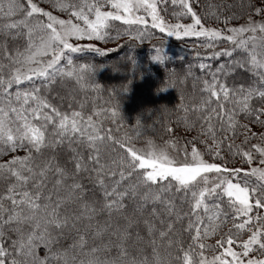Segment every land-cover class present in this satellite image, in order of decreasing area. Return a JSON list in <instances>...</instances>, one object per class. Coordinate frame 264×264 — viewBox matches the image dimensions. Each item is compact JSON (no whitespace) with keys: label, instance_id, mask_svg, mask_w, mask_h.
Segmentation results:
<instances>
[{"label":"snow or ice","instance_id":"snow-or-ice-1","mask_svg":"<svg viewBox=\"0 0 264 264\" xmlns=\"http://www.w3.org/2000/svg\"><path fill=\"white\" fill-rule=\"evenodd\" d=\"M50 2L82 24L59 19L33 0H28L27 7L20 0H0V18L7 21L0 25V35L5 38L0 42V54L6 61L0 62V160L18 149L24 152L0 163V264H264V131L256 133L249 127L256 124L264 129V0H246L240 5L261 19L249 15L245 23L226 30L205 27L189 0L172 3L180 8L174 15H190L191 23L171 24L158 12V3L164 0ZM106 4L115 11L103 10ZM140 10L151 17V28L169 37L201 38L213 59L228 58L211 72L210 83L204 81L206 97L193 105L202 121L198 129L196 121L189 120L181 96L184 128L197 132L185 141L191 144V152L184 147L183 159L170 157L168 152L169 144L180 151L179 138L166 141L163 147L149 139L151 150L146 153L131 144L126 147L131 137L116 138L103 127L104 120L115 123L120 118L116 107L101 108L94 119L83 115L82 103L81 111L69 114L41 94L52 90L58 76L74 78L84 88L85 73L94 74L93 65H76L70 54L89 50L104 55V50L92 43H71L72 38L77 42L85 38L106 41L113 21L129 26L123 33L117 30V37L146 38L147 21L136 15ZM208 15L220 19L216 11ZM17 16L21 18L14 19ZM240 18L233 13L224 17V24ZM132 26H137L135 34L130 32ZM21 35L25 46L10 52L7 37L16 40ZM221 39L232 46L217 51ZM237 51L241 55L233 58ZM62 59L65 66H61ZM151 59L163 63L162 49L156 48ZM210 67L200 64L201 69ZM237 69L257 77L259 87L256 81L229 86L219 79ZM36 80L42 84L37 85ZM25 82L30 87L22 89ZM123 91H128V85ZM254 98L260 107H253ZM139 125L137 119L134 127ZM240 136L243 139L237 143ZM111 145H119L127 155L106 157L105 150ZM205 153L211 161L205 159ZM149 206L153 220H141ZM101 216L106 217L103 222ZM185 218L187 227L177 230L176 225ZM155 219H160L159 230ZM141 224L151 248V255L142 258L130 256L127 249L133 229L135 242L144 241ZM184 232L191 241L187 248L180 238ZM217 236L215 244L207 242ZM6 240L11 241L8 247ZM112 248L117 251L115 257L108 256ZM218 248L223 251L217 254ZM206 251L213 253L211 257Z\"/></svg>","mask_w":264,"mask_h":264},{"label":"trees","instance_id":"trees-1","mask_svg":"<svg viewBox=\"0 0 264 264\" xmlns=\"http://www.w3.org/2000/svg\"><path fill=\"white\" fill-rule=\"evenodd\" d=\"M47 2L45 5L50 10H55L58 13L62 11L59 8L52 6L50 0H44ZM21 3L27 7V0H20ZM246 0H189L194 11L200 15L204 25H210L209 22L213 23L214 28L226 29L229 26L237 25L246 22L248 16L251 15L253 19H261L254 12H250L248 9H242L240 5L245 3ZM209 5L215 6L213 9L209 8ZM158 6L166 18L169 13L174 11H180L178 5H173L172 0H164L163 4ZM41 7V6H39ZM46 9V8H44ZM210 11H216L220 19L217 21L214 16L208 15ZM233 13L237 14L241 18L239 20H230L227 25L224 24V17L231 16ZM166 15V16H165ZM191 17V16H190ZM20 16L14 17V19H20ZM42 20L47 22L46 17H40ZM7 21L0 18V25ZM114 27L109 31V38L106 41H99L100 45H111L115 44V48L112 50L104 51V55H99L93 51L85 50L82 52L71 53L76 65L79 64H90L94 66V74L90 75L85 73V85L86 87L81 88L80 84L77 86V82L74 78L64 77L61 79L59 76L56 79L52 90L48 93L41 92L42 95H47L48 99L53 103L57 104L62 112L71 113L72 111H81V103L84 105L82 112L85 117L93 115L101 108L116 107L120 112V118L115 123L111 119L103 121V127L105 130H111V135L116 138L123 139L125 136L131 137L130 140H126V147L131 144L137 149L144 151L145 153L150 151L148 140L151 139L153 143L158 147H163L166 141L176 140L179 138L180 151L168 145V152L170 157L177 159L184 158L183 148L187 147L188 152L191 150V144H186L185 141L191 140V138L197 135L196 131H186L182 117L185 115L184 108L180 107L181 96H183V104L188 108L189 120L196 121V127L199 128L201 120L198 119V113L193 111V105L200 104L201 100L206 97L207 93L204 92V81L209 83L212 80L211 72L215 71V68L220 63H226L227 57H220L213 59L209 53L211 49L203 47L205 42L201 38L191 37L188 38L186 44H192L202 47L200 50L183 51L182 53H175L172 51L173 47H170L168 43H173L175 40L167 36L165 33H161L159 29H153L148 26L149 35L144 39H132L130 35L121 34L116 36L117 30L121 33L124 30L129 29L128 25H124L122 22L113 21ZM143 27V26H140ZM15 31V30H13ZM23 31V30H21ZM131 34L137 32V26H132L130 29ZM5 38L0 35V42ZM26 44V39L23 35L19 36L16 40H13L11 36L7 37V46L9 51H13L17 46L23 48ZM231 43L221 39L216 44V50L231 47ZM110 47V46H109ZM156 48L162 49V54L165 56L163 63L153 61L152 55L155 54ZM241 55L239 51L233 54V58ZM135 61V64L133 63ZM0 62H6L3 60L2 54H0ZM61 66L66 65V61L61 60ZM140 63V64H139ZM204 63L210 65V68L201 69L200 64ZM141 65L138 71H132V66ZM122 71L123 74L127 75V82H120L118 76ZM148 79V84L142 82ZM219 79L225 81L229 86L244 82L245 85L256 81V86L259 87L258 78L253 76L252 73L247 72L245 69H237L236 72L231 73L227 78L219 76ZM92 81L94 84H98L100 87L97 90L93 89L94 92L90 91V85ZM130 81V83H129ZM183 81V82H181ZM37 85L42 84L41 80H36ZM128 85V91H123V86ZM30 87L26 82L21 85V88ZM70 88L73 90V96L69 97L66 95L64 89ZM16 90L15 86L12 91ZM122 96V97H121ZM63 97V99H61ZM127 97V98H126ZM253 107H260L258 98H254ZM105 115H108L105 113ZM137 119L140 120L139 128L136 129ZM241 119V123H245ZM251 131L259 133L264 131L259 125L250 124ZM171 128L172 131L168 132L167 129ZM260 128V129H259ZM136 131L140 132V135H136ZM200 139H204L203 136ZM243 139L240 136L237 139V143ZM256 143V140L251 141ZM227 141H225V149L227 148ZM203 148V145H198ZM115 149V151H112ZM87 154V150H85ZM24 152L18 149L16 153L9 154L0 160V163L6 159H10L11 155H23ZM120 154L127 155L125 149L119 148V145H111V148L105 150V156L111 155L118 157ZM205 159L211 161L212 157L205 153ZM237 160L239 158L237 157ZM246 165V164H245ZM231 166V165H230ZM236 166H239L237 164ZM89 187H91L89 185ZM2 188V185H0ZM226 199V198H225ZM159 207V206H157ZM185 205V210L187 209ZM129 211H131V204H129ZM151 211V206L145 212V215L141 217L143 219L153 220L148 212ZM161 218L167 221L166 216ZM100 221L103 222L106 217H99ZM115 220V218H114ZM156 224L157 230L162 225L160 219L153 221ZM122 223V221H121ZM188 220L184 219L182 224H177V230L182 227H187ZM194 231V230H193ZM135 232L133 229V239L128 241L127 249L130 256H138L142 258V255H151V248L148 245V237L146 229L143 224L140 227V233L145 237L144 241L137 244L135 242ZM184 241L183 247L187 248L191 242L189 235L184 232L181 237ZM219 237H210L208 243L215 244V240ZM107 235L104 237L106 241ZM89 246L92 245V237L88 236ZM71 242V241H69ZM101 241L97 240L96 244L99 245ZM11 244L10 240L5 241V246L8 247ZM140 249H144L141 253ZM9 251L11 248L9 247ZM222 251V248L216 250L217 254ZM175 253V249H173ZM43 253H41L42 255ZM213 253L206 251L205 255L211 257ZM103 255V254H102ZM183 256V253H180ZM109 257L117 256V251L112 248L108 253ZM195 258V257H194Z\"/></svg>","mask_w":264,"mask_h":264},{"label":"rangeland","instance_id":"rangeland-1","mask_svg":"<svg viewBox=\"0 0 264 264\" xmlns=\"http://www.w3.org/2000/svg\"><path fill=\"white\" fill-rule=\"evenodd\" d=\"M28 1V0H27ZM33 2L34 3H37V5L38 6H41L43 9L44 8H46V9H44L45 11H50L54 16H57L59 19H65V20H67V19H71L74 23H81L82 24V21H77V19L75 18V17H72L71 15H70V13H68V12H61V13H58V12H56L55 10H50V9H48L45 5L47 4V2L46 1H44V0H33ZM160 4V3H159ZM103 10H105V11H115L114 9H112L111 7H110V5H105V7H104V9ZM158 12H159V14L162 16V18L165 20V22L166 23H191V17H190V15L189 16H184V15H180V16H177V15H174V13H178V12H180V11H174L173 10V12H171V13H169V15L168 16H166V18L163 16V14H162V12H161V10H160V8H159V6H158ZM136 15H141V16H144L145 17V19H146V21H147V24H148V26H151V17L150 16H148L147 15V13L146 12H144L143 10H140V11H138V12H136ZM255 20H259L258 18L257 19H255ZM119 22H121V21H119ZM210 23V25H205V27H214L213 26V23L212 22H209ZM243 23H245V22H243ZM243 23H240V24H237V25H233V26H229V27H238V26H240L241 24H243ZM226 30V29H225ZM165 34H166V32H165ZM167 35V34H166ZM170 38H172L173 40H175V42H173V43H168L169 45H170V47H173V48H175V49H173L172 51H174L175 53H177V52H180V53H182L183 51H193V50H200L202 47H199V46H196V45H192V44H186V41H188V38H191V37H180V38H177V37H175V36H172V37H170ZM70 42L71 43H74V44H79L80 46H83L84 44H88V43H92V44H94V46H96V47H101L104 51H107V50H112L113 48H115V44H109V45H100V43H99V41H89L87 38H85L84 40H81V41H79V42H77L76 40H75V38H72L71 40H70ZM110 46V47H109ZM62 61H64L63 59H62ZM140 64V63H139ZM136 65V66H132L130 69L132 70V71H138L140 68H143L141 65ZM136 69H138V70H136ZM127 75H125V74H123L122 73V71L120 72V74H119V76H118V80L120 81V82H127V77H126ZM146 78V80L144 81V82H142V87L144 86V84L146 85V84H148V78L147 77H145ZM95 83V81H92V83L91 84H94ZM77 86H79V84L77 83ZM90 87V91H92V92H94V90H93V88L91 87V85L89 86ZM95 90H97V88L95 89ZM64 92H65V94L67 95L68 94V96L69 97H72L74 94V92H73V90L72 89H70V88H67V89H64ZM122 97V96H121ZM127 98V97H126ZM260 129V128H259ZM191 152V150L189 151V153ZM184 156V155H183ZM258 156H257V164H258ZM244 167L246 168L247 167V165H244ZM150 170V169H149ZM226 198V197H225ZM255 213H253V215H254ZM243 238L244 239H246L247 238V233H245L244 235H243ZM140 244V243H139ZM225 247H227V245H225ZM233 248H234V250H236V251H241V249H240V247H238L237 245H233ZM222 251H223V249H222ZM250 255H255V253H251ZM227 259H231V257H227Z\"/></svg>","mask_w":264,"mask_h":264}]
</instances>
